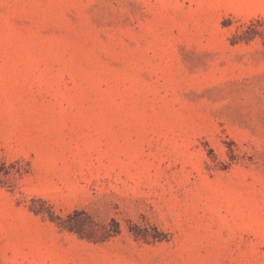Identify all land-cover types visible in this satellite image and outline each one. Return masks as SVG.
Here are the masks:
<instances>
[{"label": "rangeland", "instance_id": "obj_1", "mask_svg": "<svg viewBox=\"0 0 264 264\" xmlns=\"http://www.w3.org/2000/svg\"><path fill=\"white\" fill-rule=\"evenodd\" d=\"M0 264H264V0H0Z\"/></svg>", "mask_w": 264, "mask_h": 264}]
</instances>
